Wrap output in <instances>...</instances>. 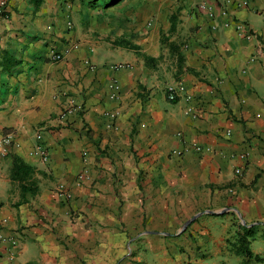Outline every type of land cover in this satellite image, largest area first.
<instances>
[{"label":"crops","instance_id":"1","mask_svg":"<svg viewBox=\"0 0 264 264\" xmlns=\"http://www.w3.org/2000/svg\"><path fill=\"white\" fill-rule=\"evenodd\" d=\"M242 1L11 0L0 16V139L13 137L0 155V229L17 243L0 241V264H245L249 228L264 264V0ZM178 83L189 101L166 99ZM37 130L47 163L29 155ZM184 145L201 150L173 154ZM83 150L89 177L77 184ZM12 155L33 168V192L12 178Z\"/></svg>","mask_w":264,"mask_h":264},{"label":"built area","instance_id":"2","mask_svg":"<svg viewBox=\"0 0 264 264\" xmlns=\"http://www.w3.org/2000/svg\"><path fill=\"white\" fill-rule=\"evenodd\" d=\"M11 0H0V16L1 17H6L7 16V9L9 7ZM242 5H246L247 4V0H243L241 2ZM201 8L207 10L209 16L214 17V13H215V6L211 5V4H207V3H202L200 5ZM220 14L224 15L226 14V11L223 9H220ZM250 35V34H248ZM74 47H76V45H74ZM70 47H64V49L60 52H53L52 53V58L53 60H60L64 57V55L66 53L69 52ZM129 65L126 63H116L113 64L111 66H109V68L113 71H118L121 69H125L128 68ZM92 68V66H91ZM108 89H109V97L111 99H116L118 96V91H119V85H118V81L116 78H112L110 80V82L108 83ZM165 95H166V99L170 102H174L177 99H179L180 97H183L186 101L190 100V95L185 93V87L183 84L178 83L176 85H169L166 87L165 90ZM76 110H81L80 107H78ZM70 111H72L70 108L61 111L60 115H59V120L60 121H65L67 114L70 113ZM191 112L190 107H188L186 109V113ZM106 116L110 117V118H116L117 115L119 114L118 111L114 110V111H106L104 113ZM226 135H229V132H226ZM35 143L33 145V147L30 149L29 151V155L38 158L41 162L43 163H47L49 160V154L47 151V148L45 147V145L42 142V135L40 130H37L35 132ZM13 142V137L10 134H4L3 136H1L0 139V155H5L7 153V149L6 146L11 144ZM190 146L184 145L182 149H177V150H173V154L175 155H181L184 151L188 150ZM195 150H201L200 147L198 145H192V147ZM241 158L246 157L245 154H241L240 155ZM82 158H83V166L81 167V169L79 170V172L77 173L76 177H75V182L77 184L82 183L85 179H87L89 177V169H88V165L86 164V159H87V151L83 150L82 151ZM235 174L236 175H240L241 174V169L240 168H235ZM56 193L59 197L63 198L64 200L68 201L71 198V192L65 187V185L63 184H58L56 186ZM0 241L4 244H8V245H15L17 243V238H15L14 236L11 235H6L2 229H0Z\"/></svg>","mask_w":264,"mask_h":264},{"label":"trees","instance_id":"3","mask_svg":"<svg viewBox=\"0 0 264 264\" xmlns=\"http://www.w3.org/2000/svg\"><path fill=\"white\" fill-rule=\"evenodd\" d=\"M169 44V43H168ZM171 51L176 55L178 68H180V63L182 62V56L178 52L177 47L170 44ZM11 176L14 180L19 182L23 191L33 192L35 185L31 180L33 176V168L24 163L20 158L12 155L11 162ZM252 229L249 228L244 233L238 235V241L241 248L242 253L246 256L245 264H254L256 262L261 261V258L252 255L249 244L250 240L248 239V235H250Z\"/></svg>","mask_w":264,"mask_h":264},{"label":"water","instance_id":"4","mask_svg":"<svg viewBox=\"0 0 264 264\" xmlns=\"http://www.w3.org/2000/svg\"><path fill=\"white\" fill-rule=\"evenodd\" d=\"M189 222H190V219L184 223L182 228H184Z\"/></svg>","mask_w":264,"mask_h":264},{"label":"rangeland","instance_id":"5","mask_svg":"<svg viewBox=\"0 0 264 264\" xmlns=\"http://www.w3.org/2000/svg\"><path fill=\"white\" fill-rule=\"evenodd\" d=\"M100 2H101V1H100ZM100 2H99V3H100Z\"/></svg>","mask_w":264,"mask_h":264}]
</instances>
